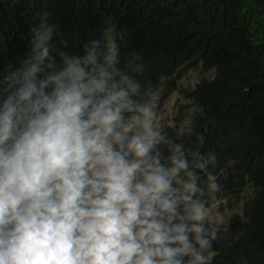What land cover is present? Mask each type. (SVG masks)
<instances>
[{
    "label": "clouds",
    "instance_id": "clouds-1",
    "mask_svg": "<svg viewBox=\"0 0 264 264\" xmlns=\"http://www.w3.org/2000/svg\"><path fill=\"white\" fill-rule=\"evenodd\" d=\"M54 32L42 19L0 72V264H211L221 184L204 135L166 133L114 25L59 61Z\"/></svg>",
    "mask_w": 264,
    "mask_h": 264
},
{
    "label": "trees",
    "instance_id": "trees-1",
    "mask_svg": "<svg viewBox=\"0 0 264 264\" xmlns=\"http://www.w3.org/2000/svg\"><path fill=\"white\" fill-rule=\"evenodd\" d=\"M55 25L52 54L82 53V45L114 25L120 66L129 62L142 84L158 89L159 104L180 94L172 125L191 122L205 137L221 191L210 208L226 211L217 226L211 264H264V0H0V72L30 54L32 30ZM199 70L193 86L178 89L184 71ZM214 221V220H213Z\"/></svg>",
    "mask_w": 264,
    "mask_h": 264
},
{
    "label": "rangeland",
    "instance_id": "rangeland-1",
    "mask_svg": "<svg viewBox=\"0 0 264 264\" xmlns=\"http://www.w3.org/2000/svg\"><path fill=\"white\" fill-rule=\"evenodd\" d=\"M207 74L196 70V71H184L182 76L178 80V89H186L193 86L202 76ZM181 102L180 94L177 90L171 91L167 94L166 98L158 105L159 107V122L162 128L172 125L173 115L176 106ZM212 218L217 226H221L227 219L226 211H219L217 207L211 209Z\"/></svg>",
    "mask_w": 264,
    "mask_h": 264
}]
</instances>
